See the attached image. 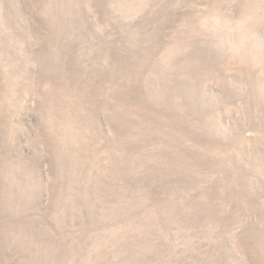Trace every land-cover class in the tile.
I'll return each mask as SVG.
<instances>
[{"label": "rangeland", "instance_id": "374dc122", "mask_svg": "<svg viewBox=\"0 0 264 264\" xmlns=\"http://www.w3.org/2000/svg\"><path fill=\"white\" fill-rule=\"evenodd\" d=\"M0 264H264V0H0Z\"/></svg>", "mask_w": 264, "mask_h": 264}]
</instances>
